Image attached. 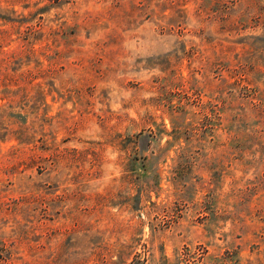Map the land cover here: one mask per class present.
<instances>
[{
	"label": "rangeland",
	"instance_id": "rangeland-1",
	"mask_svg": "<svg viewBox=\"0 0 264 264\" xmlns=\"http://www.w3.org/2000/svg\"><path fill=\"white\" fill-rule=\"evenodd\" d=\"M0 264H264V0H0Z\"/></svg>",
	"mask_w": 264,
	"mask_h": 264
}]
</instances>
